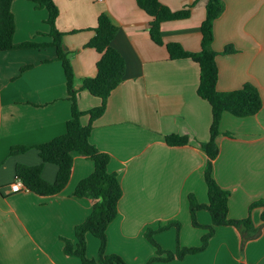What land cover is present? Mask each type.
<instances>
[{"label": "crops", "instance_id": "crops-1", "mask_svg": "<svg viewBox=\"0 0 264 264\" xmlns=\"http://www.w3.org/2000/svg\"><path fill=\"white\" fill-rule=\"evenodd\" d=\"M224 13L214 23L213 49L217 58L219 91H234L254 84L264 100V0H222ZM59 7L57 28L64 33L76 88L97 74L99 53L86 44L95 35L98 17L106 13L117 26L112 46L126 62L123 82L112 92L105 113L93 122L91 142L111 157L108 169L117 173L123 196L119 215L107 230L108 254L127 264H147L155 247L146 239L148 228L158 229L170 220L181 222L155 236L164 250L198 247L206 230L195 228L190 196L208 203L205 182L206 154L197 141L210 139L212 108L197 94L200 67L191 59L171 60L167 44L178 43L186 51L201 50V25L207 0H161L172 11L193 5L190 18L162 25L164 45L149 34L150 16L136 0H55ZM16 20L15 42L48 43V12L27 0L12 5ZM27 67H30L27 69ZM100 100L82 91L78 105L88 112ZM71 102L63 66L55 48L0 52V264H83L64 252L61 237L76 243L75 227L91 214L94 201L74 196L80 181L94 171V162L74 154L67 187L58 195L40 197L21 190L10 191L17 165L43 166V178L53 183L58 167L44 163L38 150L11 154L17 146H36L66 132ZM90 116L82 118L89 124ZM217 142L220 153L214 176L231 193L229 218L246 219L249 208L264 200V106L255 116L239 118L224 113ZM188 136L190 143L172 147L166 137ZM263 208L251 218L261 229L257 238L242 235L234 226H221L206 250L183 260L152 264H264ZM201 225H211L206 210L196 215ZM257 231V232H258ZM244 237L248 239L244 242ZM101 242L88 233L87 256L96 258Z\"/></svg>", "mask_w": 264, "mask_h": 264}, {"label": "trees", "instance_id": "trees-1", "mask_svg": "<svg viewBox=\"0 0 264 264\" xmlns=\"http://www.w3.org/2000/svg\"><path fill=\"white\" fill-rule=\"evenodd\" d=\"M17 0H0V52L55 48L57 60L61 62L66 78L68 99L71 102V117L66 124V132L45 143L36 146H17L11 148V154H24L35 148L38 150L44 163L54 164L58 167L56 180L51 183L43 178V166L17 165L15 169L16 181H20L23 190L34 193L40 197H52L60 194L69 184L73 167L74 154L78 153L94 162L95 168L91 175L80 181L74 191V196L87 198L94 201L91 214L84 222L75 227L76 243L71 239L61 237L64 242V252L68 256L80 258L83 264H127L117 254H108L107 230L119 215V202L123 196L122 186L117 173L109 171L111 162L109 154L101 152L92 142L93 122L100 118L106 111L107 103L112 92L123 82L126 72V62L120 52L112 46V42L118 33L115 26L106 13L98 17L97 26L93 29L95 35L86 44V48L96 50L100 58L97 62V74L94 77L84 78L82 87L76 88L74 69L69 53L64 49V33L57 28L59 7L55 0H27L32 2L38 10L48 12L47 23L50 26L48 43L28 41L17 44L14 40L16 32V20L12 11V5ZM138 6L146 12L151 22L149 34L154 43L164 45L162 38V25L166 22L186 20L190 18L193 5H189L180 11H172L161 0H136ZM225 5L222 0H207L206 18L201 25V50L199 52L186 51L178 43L167 44L170 59H191L200 67V83L197 94L206 100L212 108V124L210 127V139L207 142L197 141L201 150L206 154L205 182L208 190V203L201 204L190 196V214L195 228L206 230L202 238V244L198 247H182L178 242L175 251L164 250L156 241L159 233L176 228L181 230V222L170 220L158 229L148 228L145 232L146 239L155 247L156 255L147 263L171 262L183 260L187 255L197 254L209 245L210 240L221 226H234L242 235L253 236L258 228L253 224L251 213L257 207L263 208L262 220L264 222V200L256 201L249 208V216L246 219L232 220L229 218V199L231 193L223 189L214 176V162L217 159L220 148L217 139L221 135L233 137L232 133H222L220 123L224 113L228 112L239 118H248L257 115L264 106V100L259 89L252 83H246L242 88L234 91H219V68L217 58L220 55H230L235 51L230 47L222 53L213 49L214 23L224 13ZM30 67H27V69ZM82 91H88L92 96L100 100V105L88 112L80 110L78 105ZM90 116L87 125L82 123L84 116ZM169 146L178 147L188 145L190 138L172 134L166 137ZM200 210H206L212 217L211 225L198 223L196 215ZM92 234L101 242L98 256L88 258L87 235Z\"/></svg>", "mask_w": 264, "mask_h": 264}, {"label": "built area", "instance_id": "built-area-1", "mask_svg": "<svg viewBox=\"0 0 264 264\" xmlns=\"http://www.w3.org/2000/svg\"><path fill=\"white\" fill-rule=\"evenodd\" d=\"M23 189H24L23 185L20 181H15V183L13 185H11V187H10V191L12 193H18Z\"/></svg>", "mask_w": 264, "mask_h": 264}, {"label": "water", "instance_id": "water-1", "mask_svg": "<svg viewBox=\"0 0 264 264\" xmlns=\"http://www.w3.org/2000/svg\"><path fill=\"white\" fill-rule=\"evenodd\" d=\"M260 233H261V229H259V231L255 234V235H253V237L252 238H257L259 235H260ZM248 238L247 237H244V242L247 240Z\"/></svg>", "mask_w": 264, "mask_h": 264}]
</instances>
